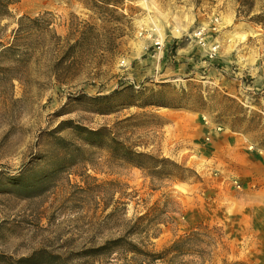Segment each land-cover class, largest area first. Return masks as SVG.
Returning <instances> with one entry per match:
<instances>
[{"label": "rangeland", "instance_id": "rangeland-1", "mask_svg": "<svg viewBox=\"0 0 264 264\" xmlns=\"http://www.w3.org/2000/svg\"><path fill=\"white\" fill-rule=\"evenodd\" d=\"M86 2L18 0L0 19L4 45L23 15L50 12L62 36L26 27L0 51V264H165L103 246L159 252L198 225L181 264H264V148L210 109L228 95L264 117V0ZM101 129L195 175L153 178L87 142ZM148 213L160 223L134 228Z\"/></svg>", "mask_w": 264, "mask_h": 264}, {"label": "trees", "instance_id": "trees-1", "mask_svg": "<svg viewBox=\"0 0 264 264\" xmlns=\"http://www.w3.org/2000/svg\"><path fill=\"white\" fill-rule=\"evenodd\" d=\"M17 1L18 0H0V19L11 15L10 6ZM124 2L125 0H88L86 5L91 10L107 11L109 6H122ZM49 15H51L50 12H45L37 17L23 15L18 20L19 27L13 31V37L7 45L0 42V51L2 48H4L3 51L5 52L16 51L15 49L20 47L18 43L19 40L27 36L28 33H31L30 31H26L25 28L32 26H35V30L39 32L41 31L45 34L48 33L58 41H61L62 36L50 28L52 22L48 18ZM87 35L88 32H82L80 39L76 40L70 48L77 47V45L82 41V38ZM66 55L67 52H65L63 59ZM108 98L109 97H101L94 99L101 101ZM204 103H206V101H204ZM210 109L213 112L218 113L220 118L230 120L229 124L233 129L243 128L245 132L252 134L264 148L263 115L246 108L245 106L239 104L235 98L228 95L224 96L223 100L217 102V104L210 107ZM104 130L105 129L87 131V142L96 143V145L100 148H107L120 160L145 170L148 175L153 178L187 181L192 179L193 175H195V172L188 167H185L169 158H158L146 152H138L126 145L124 142L119 141L116 137L109 136L106 141L104 139L107 138V136L104 133ZM62 141L65 142V139H62ZM189 172L191 174H188ZM161 212H163V210H161ZM156 218L157 217L152 213L139 216L136 219L134 228L141 227V229H149L157 223H160L159 220H155ZM103 249H107L108 253L115 249H123L127 252H134L137 255H143L144 259L149 262L160 260L165 262V264H181L182 261H185L188 257L199 258V225L190 232L175 239L159 252H148L143 250L137 244L127 240L126 237L109 241L105 246H103Z\"/></svg>", "mask_w": 264, "mask_h": 264}]
</instances>
